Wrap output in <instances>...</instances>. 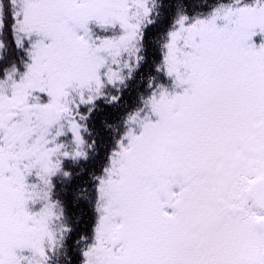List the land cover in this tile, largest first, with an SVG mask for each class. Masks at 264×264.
Segmentation results:
<instances>
[{
	"label": "snow or ice",
	"instance_id": "snow-or-ice-1",
	"mask_svg": "<svg viewBox=\"0 0 264 264\" xmlns=\"http://www.w3.org/2000/svg\"><path fill=\"white\" fill-rule=\"evenodd\" d=\"M0 264H264V0H0Z\"/></svg>",
	"mask_w": 264,
	"mask_h": 264
}]
</instances>
